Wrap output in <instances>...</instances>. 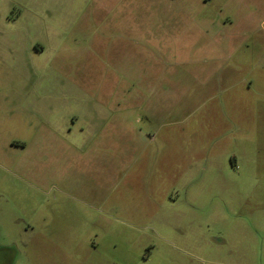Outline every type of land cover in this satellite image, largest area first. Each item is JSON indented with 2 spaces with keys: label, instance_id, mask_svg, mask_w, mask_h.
<instances>
[{
  "label": "rangeland",
  "instance_id": "rangeland-1",
  "mask_svg": "<svg viewBox=\"0 0 264 264\" xmlns=\"http://www.w3.org/2000/svg\"><path fill=\"white\" fill-rule=\"evenodd\" d=\"M260 1L0 0V264H264Z\"/></svg>",
  "mask_w": 264,
  "mask_h": 264
},
{
  "label": "crops",
  "instance_id": "crops-1",
  "mask_svg": "<svg viewBox=\"0 0 264 264\" xmlns=\"http://www.w3.org/2000/svg\"><path fill=\"white\" fill-rule=\"evenodd\" d=\"M260 2L264 3V0H261ZM251 4H252L251 6H248L249 7V13L255 14V11L258 12L259 10L262 12L260 4H258V5H256L255 3H251ZM244 24H243V27L241 25L238 26L239 29L233 25L234 29H233V32L231 34V38H232V42H233L232 50H233V52L236 53L237 57L240 58V59L236 60V62H237L236 66H238V67H239V65L240 66H249V63H248L249 60L247 58H245L246 55H248V52H246L244 45H245V42H247L249 35L254 34V32L257 30L254 26L251 25L252 22H250L248 20ZM256 52H257V58L259 57L258 62H262L261 63V67H262V66H264V63H263L264 62V44L263 43H261V42L258 43V48L256 49ZM262 68L264 70V67H262ZM262 79H263V77H258L259 82H263ZM242 81H243V83L246 82L248 84V87H247V90H248L247 94H248L250 89L252 88V84L255 83V80L251 79V78H249V79L242 78Z\"/></svg>",
  "mask_w": 264,
  "mask_h": 264
}]
</instances>
